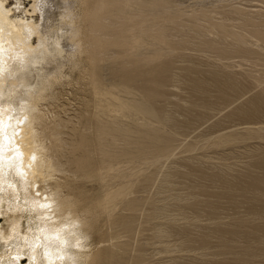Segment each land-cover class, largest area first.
<instances>
[{
	"label": "bare ground",
	"instance_id": "bare-ground-1",
	"mask_svg": "<svg viewBox=\"0 0 264 264\" xmlns=\"http://www.w3.org/2000/svg\"><path fill=\"white\" fill-rule=\"evenodd\" d=\"M31 1L30 10L25 11L26 15L20 16L17 15L21 6L19 1L15 8H10L7 0H0V215L11 214L8 215L11 217L9 234L6 235L4 230L0 234V264L20 262L21 257L26 254L30 258L29 264H119L126 245H131L130 251L138 255L137 260H141L137 264H152L153 255L147 253V250L157 243L158 253L168 256L169 262L166 261L165 264H182L178 258L183 255L181 259H187V253L192 256L190 264H207L218 260L219 250L216 253L200 244L192 245L193 238L188 229L209 232L212 225L234 228V222L229 220L238 218L237 215L256 224L257 221L264 220L263 205L253 207V212L247 215L217 214L215 208L208 206L207 199L199 198L196 190L192 192L191 189L187 191L178 187V182L183 181L178 180V176L184 174L186 176L180 177L192 180L202 178L210 183L209 187L225 189L222 185H234L230 178H235L237 171L241 172L247 167L264 171V151L258 157H247L246 159L250 158L249 161L240 164L236 162L237 165L230 167L216 162V165L213 164V167L207 169L205 164L210 161L203 160L204 158L188 163L199 165L200 174L188 164L177 163L178 161L169 167H160L162 175L158 182L159 187L154 189L156 192L152 195L149 182L143 185L138 179L125 181L126 174L134 172L133 163L136 159H146L153 148L161 151L170 148L174 140L136 129L131 122L124 126L119 125L112 119L120 106L133 114L138 112L135 111L138 108L153 111L155 114H161L162 111L164 126L173 129L175 136L180 135L183 127L181 122L188 120L189 111L198 108L206 112L203 100L195 97V101L190 97L187 101L178 96L185 95V88L189 87L196 94L207 92L209 85L206 78L198 77L199 70H202L201 63L210 66L205 71L209 76H228L226 91L234 94L240 91L233 85L235 78L232 76L240 75L232 72L234 65H223L214 53L221 48L218 45L233 46L237 50L241 48V40L242 43L252 46L258 56L263 57L264 13H250L240 8L241 11H238L243 16L238 19L228 17L229 15L217 17L218 15H214L215 12H220L218 6L198 9L190 15L177 17L173 30L166 33L169 42L179 45L172 56L175 68H171L173 72L168 76L171 84L166 85V70H157V62L160 64L158 60L156 62L154 59L156 64L148 60L151 62L149 64L146 59L143 61L139 57L140 60H137L133 57L135 54L131 55L133 53H130L129 43L133 38L126 35L125 28L140 27L141 23L140 18L132 16L123 8V0H84L83 15L76 13L77 0ZM242 22L245 23L243 27ZM249 24L253 27H248ZM226 27L236 30L234 34L238 38L229 36ZM35 38L38 42L36 45ZM82 57L89 60L92 68L85 72L93 90L95 111L86 116L87 124L77 130L80 140L73 143L65 139L67 123L57 116H50L44 109L43 102L53 96L56 85L63 83L66 63L79 68ZM254 58L248 57L247 61L256 65L262 61ZM190 78L195 79L189 81ZM171 87L177 90L174 94L177 98L166 97L164 111L158 109V100L155 97L159 94L153 96L152 93L158 88L164 90ZM123 88L131 89L134 92L132 95L140 96L145 105H141L139 98L130 104H123L115 98V92ZM245 95L240 92L231 97L230 101L237 102ZM253 100L258 101L248 97L236 105L231 109L230 118L264 119V110ZM250 102L252 105L247 106ZM177 108L184 109L185 113L176 111ZM105 116L115 123L108 125ZM261 130L260 127L246 129L248 133L262 132ZM205 177L211 180H206ZM119 181L125 182V186L129 185L130 191L140 184L146 189L143 196L133 203L136 211L140 213L137 214L140 220L138 217V222L132 224L112 222L103 246L96 252L86 251L90 248L85 246L83 235H89L97 215L96 209L99 212L107 210L114 198L109 188ZM89 182L98 183L102 192L93 202L87 203L83 200V192L77 196L71 191L77 188V184ZM252 183L255 184L253 190L257 192L256 198L264 199V174ZM198 187L197 184L192 186L193 189ZM232 190L231 187L225 189L230 192ZM198 201L208 203L205 208H213L209 210L211 214L205 216L206 213L196 205ZM26 214H29L28 233L22 230L24 220L28 218ZM214 214L217 215L213 217ZM122 229H125L127 237L124 240L119 233ZM230 231L228 233H234ZM238 233L241 234L235 238L226 237L224 234L217 239L224 244L223 248H228L226 243H232V247L236 249L253 244L251 249L245 248L246 260L250 256L254 259L264 257V229L239 230ZM211 238L212 235L207 241Z\"/></svg>",
	"mask_w": 264,
	"mask_h": 264
},
{
	"label": "rangeland",
	"instance_id": "rangeland-1",
	"mask_svg": "<svg viewBox=\"0 0 264 264\" xmlns=\"http://www.w3.org/2000/svg\"><path fill=\"white\" fill-rule=\"evenodd\" d=\"M17 1L21 3L20 11L17 12V15L20 16L26 15L25 11L30 10L32 1L7 0V4L9 5L10 8H15ZM79 1L77 0V3L75 4L76 13L83 15L85 13V8L83 3L84 0H79ZM223 5L225 6L223 7ZM218 6L220 8L217 9L220 10V12L217 11L215 12L214 15V16L218 15L217 17L229 15L228 17H231L233 19H238L240 18V16L241 17L243 16V14L239 12L241 10L248 11L250 13L253 12L264 13V0H206V1L205 0L204 1L203 0H123V8L126 11H128L129 14H131L132 16L140 18V23H141L140 27H135V28L126 27L125 28L126 32L124 31L126 35H130L131 38L134 39V40L132 39L131 43H129L130 53H133L131 55L133 56L135 54V56H133L135 59L137 60L146 59L148 63L149 61H151L153 64L154 63L156 64L158 60L160 64H158L157 62L156 64L157 70L162 69V72H165L166 70V72L168 73L166 74L165 72V76L167 78L165 83L166 85L171 84L170 78L168 76L170 72L171 73L173 72L172 69L175 68V64L172 61V56L175 54L174 50H176L179 47V45H175L174 43L169 42V38L166 36V33L169 34L171 30H173V26H175L174 20L177 17H180L181 15H190L193 11L198 9H210L211 7L216 8ZM233 11H236V13ZM36 17L38 18V16ZM243 23L244 22H242V27L245 26L244 25L245 23L244 24ZM247 26L250 28L253 27L252 24L251 26L250 24ZM235 31L236 30H234L233 28L226 27L227 34L229 36H232L234 39L238 38L234 34ZM34 42L35 45L38 43L36 38L34 39ZM239 44L241 45V48L237 50H235L236 48H234L233 46L218 45L217 47H221V48H218L216 54L214 53V55L216 57L218 56V60H221L223 65L224 64L234 65V67L232 68L233 69L232 72L240 74L236 77L232 76V78H235V80L233 81L234 83L233 85L236 88H238V90H240L238 91L237 94H240V92L244 93V95L246 93L247 94L239 101L231 103L230 101L231 97L237 94L232 93V91L229 92L226 91L227 90L226 86L228 85V76L221 74L213 77L209 76L208 74H206L205 71L207 69L209 70L210 66L201 63L202 70H199L200 73L198 77L206 78L207 83L209 85V88L206 89L207 92L205 91L204 92L205 94L204 93L196 94L194 93V90L189 87V88H185L187 90L185 95L180 94L178 96H181V99L187 101L191 99L190 97H192L194 100L195 97H197V100H203L206 106V112H202V110H198V108H195L193 111H189L190 115L188 120H185V122H181L183 124V127L182 130L180 131V135L175 136V133H173L174 132L173 129L164 126L165 125L164 120L161 117L162 111L161 114H159L160 112L155 114L153 113V111L148 112L141 108H138V110H135L136 112L138 111L137 112L138 114L137 113L133 114L130 113L129 111L127 112L126 109L124 110L122 106H120L117 109V111L113 114V118H112L117 124L124 126L128 122H131L133 127H135L136 129H141V130L143 129L146 133L152 132L160 136H164L165 138H167V140L169 139L170 141L174 140L170 148H165L164 150L162 149V151L157 148H153L151 149V152L145 157L146 159L144 158L143 160L136 159L135 162L133 163V165H135V170L133 173L126 174L125 181H129V180L134 181L135 179H138L140 180L139 182L143 183V185L145 184V182H149V185L152 188V195H153L156 192L154 189L157 190V188L159 187L158 182L160 181L162 175L160 173V167L161 168L169 167L173 162H177V161H178L177 163L183 162L185 164H188L190 162L192 163L198 162L200 158L202 159L204 158L203 160L209 159L208 160L210 161L208 162L209 164L208 163L205 164L207 169L213 167L212 166L213 164L216 165V162L217 164L222 163V164H226L227 167H230L237 165V163L240 164L247 162L251 157H258L260 155V152L264 151V131H263L264 119L259 117L254 119L245 118V117L230 118L229 116L233 108L236 105H239L240 102H243V100L247 99L248 97L254 98L255 100L257 99L258 101L253 100V102H255L261 108L262 111L264 110V107L261 105L262 101L264 102V56L263 57L258 56L255 53L254 51L255 49H253L252 46H248L246 43L245 44L242 43L241 40H239ZM245 45H247L248 47ZM230 48H233V50H231ZM249 49L250 51L248 52ZM248 57H252V58L257 57L260 58L262 61L258 65H256L250 61H247ZM154 59H156V62L154 61ZM153 64H151L152 67ZM90 66L91 64L86 57H82L80 59V66H79V68L81 67L80 69L72 67L71 63H66L64 67L63 83L61 82L59 85H56L55 89H53V93H54L53 96L47 99L45 103L43 102L44 109L49 113L50 116H57L58 118H60L61 120L67 123V129L65 130L66 131L65 139L68 142H73V143L79 142L80 138L77 134V130L81 129V127L83 128L87 124L86 116H88L89 114L91 115L95 111V103H94L95 99H94V94L92 92L93 90L91 89L87 72H85L86 70H92ZM192 77H194L193 74ZM194 79L195 78H190L189 81H193ZM171 88L169 89L167 88L164 90L158 88L154 93H152L153 96L159 94L157 97H155V99L158 100V106H157L158 109L163 110V106L165 105L167 100L166 97L168 99L177 98L176 96H174L177 90L175 88L172 89ZM170 90L171 91L173 90L174 92L173 91L171 92ZM223 91L225 92L223 93ZM133 93L134 92L129 88L128 89L126 88V90L125 88H123L121 90L116 91L114 95L115 98L117 97L119 100H121L123 104L133 103L136 101L137 98H139L138 101H141V105L144 106L145 105L144 100L140 96L132 95ZM251 103L252 102L247 103L246 105L250 106L252 105ZM208 110H214V111L208 112ZM176 111L185 113L184 109L182 108H177ZM147 112L150 114L152 113L151 115L153 114L154 115L151 116ZM129 113L132 115H130ZM139 113H145L146 115L145 114L140 115ZM105 120L108 125H113V123H115L114 121H111V118H109L108 116H105ZM247 123H251V124H247ZM144 125L146 126L144 127ZM259 127L262 128L261 130L262 132L254 131L256 133L255 134L254 132L248 133L246 131L247 128L253 129ZM247 157L250 158L246 159ZM195 158L196 159L198 158V160H196ZM212 160L214 161V163ZM153 162H155L156 164L154 163V165H152ZM191 164H188V166H190V168H193L195 172L198 171V174H200L199 169L201 167L197 164H194L195 166L194 167ZM205 171L208 172L207 170ZM263 174L264 171L254 170L253 168H249V167H247V169L241 172L237 171V173L234 176L235 178L233 177L230 178V180L234 182V185H229V184L222 185L225 187V189L226 187L233 188L232 190L233 192L225 191L223 187L221 189L220 188L215 189V187L214 188L209 187L210 183L205 182V180L202 178H199L198 180L194 178L192 180V178H188V177L181 178L182 176H186L184 174L180 175L181 177L178 176V180H183L184 182H186L185 184H183L184 183L183 181L181 182L180 181L178 182L177 180L176 181L179 183L178 187H181V189H185V190L187 189V191L191 189L192 192L196 190L195 193L200 195L199 198L207 199L208 200L207 202H209L208 206H212L213 208H215L216 209L215 213L217 214L240 213L243 215H247L253 212L251 210L253 207H257L259 205L264 206V199L260 197V200H258L256 198L257 192L253 190L255 184L252 183L254 179L259 178ZM205 178L206 180H211L208 177ZM122 183H124V185ZM126 184L128 183L126 182ZM194 184L199 185V187L193 189L192 186ZM77 185H78L77 188L76 187L74 188L76 190L72 189L73 192L71 191V193L73 195L77 194L78 196L81 195V193L83 192L84 193L83 200L87 203L93 202L96 196L100 192H102L101 190L102 187L96 182L95 183L89 182V183H83ZM43 186L44 187L46 186L45 183ZM46 189L49 190L48 187H46ZM109 189L112 190L114 194L113 196L114 198H112L113 199L112 202L109 203L107 210L104 212L103 211L99 212V210L96 209L97 215L93 220L94 222L92 224L91 230L89 231V235L87 237L85 234L83 235L85 246L88 249L90 248L89 250L86 251L93 250L94 252H96L99 250L101 246H103V244L106 241L105 237L107 238L108 236V228L110 227L111 224L113 223L132 224L133 222H138V217L140 220V216H138L140 215V213L136 211V209L133 206V203L139 199L138 197L143 196V192L146 191V189H144V186L140 184L139 186L134 188L133 191H130L129 185L125 186V182L119 181L116 182L115 184H112ZM197 190L199 193L197 192ZM66 191L68 192V190ZM223 192L224 194H222ZM211 200H214V202ZM217 200L218 202H216ZM199 201L196 205L200 210H202L203 213H206L205 216L211 214V211L209 210H212L213 208L212 209L208 208L206 210L205 206L208 203H204V202L201 203ZM6 205L7 202L5 201V206ZM217 214H214L212 216L214 217ZM8 215L11 216V214ZM8 215H0V234L2 230L5 231L6 235L9 234V230L11 226V222H10L11 217H9ZM26 215L28 218L24 220V224L22 227L24 233L29 232L28 224H27L29 221V214ZM108 215H110V217ZM237 217L238 218H232L231 220H229L232 223L234 222L232 224V226L235 225L234 228H223V226H220L219 228L218 225H212V227H209V229H211L209 232H203L202 230L199 229L192 230L195 228H192L191 230L188 229L189 233H191V236L193 238L192 245L200 244L204 248H208L212 251L214 250V252H216V250H219L218 253L220 254V257L218 258V260L217 259L212 260L207 264H245V263L264 264V257L254 259L252 256H250L247 257L248 260L244 258V255L246 254L245 248L249 249L250 246L252 248L254 246L253 244L249 243L246 247H244L245 246L244 245L243 246L244 248L236 249L232 247V243H226V246H228V248H223L222 246H224V244L220 243V241L217 239V237L219 238L221 235L224 234H226V237L235 238L238 234H241L238 233L239 230L251 231L253 230V228L264 229V220L257 221L256 224L255 222H251L249 220L247 222L246 221L247 219L243 218L242 216L237 215ZM7 221H9L10 223H8ZM122 230H120L119 233L124 240V237H126V232L124 231L125 229ZM229 230H231L230 232H234V233H228ZM199 234L200 236H198ZM211 235L212 238L207 241V238ZM126 244H129V242H127ZM158 248H159V243H157L156 246L154 247L152 246V248L148 247L147 253L150 252L149 254L152 253L153 255L152 264H165L168 259V256L162 253H158ZM262 248L264 249V247ZM130 249H131V245L130 246L126 245L125 250L122 251L121 259L118 261L119 264H137L138 262L141 261V260H137L139 259L138 255L132 253L133 251H130ZM71 250L74 251L75 249L71 248ZM221 250H223V252ZM225 250L228 251L226 252ZM133 254L134 257L132 256ZM188 255L190 256L191 254L187 253L186 255L187 259L185 258L181 259L183 255H180L178 259H180V262H182V264H183V260H184V264L185 263L190 264L192 256L189 257ZM223 257L226 258L224 259ZM21 258L22 259L20 262H15L13 264L30 263L29 255L26 254ZM220 258H222V260ZM239 258L240 259L244 258V260H239Z\"/></svg>",
	"mask_w": 264,
	"mask_h": 264
}]
</instances>
